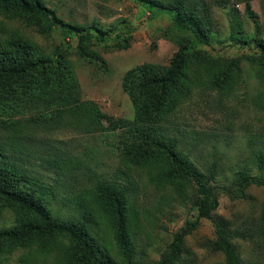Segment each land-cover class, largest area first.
Here are the masks:
<instances>
[{
	"label": "rangeland",
	"instance_id": "rangeland-1",
	"mask_svg": "<svg viewBox=\"0 0 264 264\" xmlns=\"http://www.w3.org/2000/svg\"><path fill=\"white\" fill-rule=\"evenodd\" d=\"M211 11L213 31L207 44L177 25L173 12L141 0H45L72 26L59 24L41 34L36 25L0 11V44L28 39L48 55L63 53L77 82L81 99L114 116L102 124L78 121L71 112L26 110L0 115V142L18 157L44 190L53 215L61 218L93 215L91 230L101 249L118 264H128L115 243L113 226L100 209L96 186L101 181L127 186L133 263L156 264L168 250L173 234L196 222L182 244L177 264H226L215 246L211 218H199L193 182L167 179L150 166L128 162L123 140L135 125L136 108L122 87L127 70L142 64L170 63L179 43L190 40L205 51V67L175 109L159 126L190 157L208 183L216 186L219 205L214 215L233 229L231 241L241 264H264V238L259 235L264 184H251L239 196L237 174L264 175V64L259 42L264 39V0H199ZM77 26H82L76 29ZM127 41L129 46L119 42ZM232 60L240 73L231 82L213 85L211 76ZM199 70V69H198ZM212 82V83H211ZM1 114V113H0ZM55 117V118H53ZM72 160V167L56 163ZM22 213L0 208V228L16 224ZM68 242L64 237L45 247L36 243L0 253V264H63Z\"/></svg>",
	"mask_w": 264,
	"mask_h": 264
},
{
	"label": "trees",
	"instance_id": "trees-1",
	"mask_svg": "<svg viewBox=\"0 0 264 264\" xmlns=\"http://www.w3.org/2000/svg\"><path fill=\"white\" fill-rule=\"evenodd\" d=\"M160 9H169L177 25L186 28L202 43L209 42L213 20L209 6L199 0H141ZM247 12L256 16L250 0ZM0 11L17 16L27 24H34L39 33L46 34L59 24L72 26L47 6L45 0H0ZM76 29L82 26L74 25ZM129 46L128 42H119ZM170 63L142 64L126 71L122 87L131 95L135 104V125L123 140L126 160L135 165L150 166L154 172L167 179L185 178L195 188L194 205L199 218H211L216 228L215 246L226 254V264H241L239 254L231 241L234 231L229 222L214 215L219 205L216 186L208 183L196 164L178 146L177 141L165 135L159 126L179 101L186 96L194 83V73L209 66L202 64L206 52L188 39L179 43ZM260 59L264 64V39L259 42ZM199 69V70H198ZM240 66L232 60L221 68L213 85L231 82L240 73ZM53 111L55 117L69 111L76 120L90 125L114 122V116L105 114L91 101L81 99L77 82L63 53L48 55L28 39H11L0 44V115L12 116L26 110ZM53 117V118H55ZM3 119L0 118V121ZM3 124L0 122V128ZM22 159V157H21ZM18 157L5 152L0 142V208L15 207L22 213L14 225L0 228V253L15 246L32 243L45 247L56 238L67 239L63 264H118L107 251L101 249L92 234L93 215L85 211L80 216L61 218L53 215L44 190L34 187L36 182L22 167ZM263 166V156H258ZM62 168L72 167V160H55ZM239 196L245 195L248 185L264 184V175H252L247 171L237 174ZM96 198L100 209L110 220L116 245L128 264L133 263V241L130 230L129 197L127 186L116 182L101 181L96 186ZM196 222L173 234L168 250L156 264H177L181 257L184 237L189 235ZM259 235L264 238V205L261 213Z\"/></svg>",
	"mask_w": 264,
	"mask_h": 264
}]
</instances>
